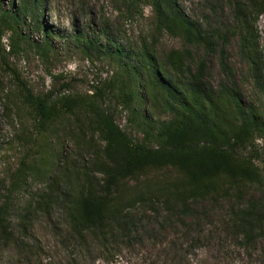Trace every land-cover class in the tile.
I'll list each match as a JSON object with an SVG mask.
<instances>
[{
	"label": "rangeland",
	"instance_id": "1",
	"mask_svg": "<svg viewBox=\"0 0 264 264\" xmlns=\"http://www.w3.org/2000/svg\"><path fill=\"white\" fill-rule=\"evenodd\" d=\"M21 1L31 8L16 17ZM32 1L0 0V206L9 207L0 264H264V239L245 244L233 223L238 210L264 201L263 133L252 162L260 186L220 172L192 191L190 166L127 170L131 147H108L88 111L101 89L99 105L115 124L153 147L159 129L186 117L195 127L198 112L234 134L239 120L218 95L229 89L264 127V0H175L210 36L209 48L155 31L148 0L129 9L123 0H36V8ZM143 45L153 70L138 56ZM202 62L210 103L186 95L187 69L195 74ZM111 80L114 92L105 86ZM21 86L54 104L43 128ZM66 193L103 203L102 228L70 237L60 207ZM49 195L58 198L53 209L24 218Z\"/></svg>",
	"mask_w": 264,
	"mask_h": 264
},
{
	"label": "trees",
	"instance_id": "2",
	"mask_svg": "<svg viewBox=\"0 0 264 264\" xmlns=\"http://www.w3.org/2000/svg\"><path fill=\"white\" fill-rule=\"evenodd\" d=\"M32 2L36 8L38 2L36 0ZM123 2H126L128 6L129 3L135 4L132 0H123ZM148 4L153 12L155 31L176 32L182 36L188 45H204L207 48L212 46L213 41L210 36L197 29L196 25L182 13L175 0H148ZM254 4H252L253 7ZM30 8L28 2L21 1L16 17L28 13ZM5 17L6 13H2L0 18L3 25L6 22ZM2 36L3 30L0 26V49L2 47ZM150 48V46L143 45L138 56L153 70L155 67H153L154 61ZM221 67H224V65ZM175 69L178 71L176 67ZM204 69V62L200 64L195 74H192L190 68L187 69L192 80L186 89V95L197 101L210 103L215 97L212 90L203 84ZM164 73L168 75L166 70ZM169 85L173 87L170 81L167 80L162 87L169 90ZM105 86L114 92L115 85L112 80L108 81ZM20 91L25 104L33 109L37 124L43 128L53 116L54 104H50L46 96L33 95L24 86L20 87ZM102 92L101 89L95 90L93 95L95 100L88 111L93 121L104 133L108 147L114 148L122 145L131 147L129 153L132 154V157L125 166L127 170H133L137 167L142 168L147 164L190 166L196 171L191 177L192 191L204 185L202 182L205 179L220 172H225L232 178L239 176L240 181L238 180L237 183L244 186L261 185L257 171L253 169L252 162L259 154L254 142L260 137V134H264V127L250 111L239 104L233 91L221 89L218 95L230 100L239 120L238 129L234 134H227L223 130H214L209 124L207 116L202 112H198L195 127L192 126L191 119L186 117L178 123H169L159 129L153 135L155 143L153 147L133 141L115 124L112 115L99 105ZM246 150L249 155L242 156L240 153ZM191 196L195 197L193 193ZM63 197L66 199L62 201L60 207L64 210V218L70 237L82 238L85 232L102 228V223L106 219L103 203L93 199L79 202L75 199L71 200L70 193H66ZM57 200V197L49 195L43 201H34L26 211L24 218L27 219L34 214L48 213L57 204ZM8 212L9 207L7 204H2L0 206L1 234H7ZM233 223L243 233L245 244L259 238L264 239V201H253L238 210L233 217Z\"/></svg>",
	"mask_w": 264,
	"mask_h": 264
}]
</instances>
